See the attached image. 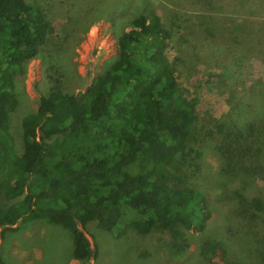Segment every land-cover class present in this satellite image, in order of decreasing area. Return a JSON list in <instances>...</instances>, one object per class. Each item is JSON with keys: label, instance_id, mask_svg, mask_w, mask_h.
Returning <instances> with one entry per match:
<instances>
[{"label": "trees", "instance_id": "16d2710c", "mask_svg": "<svg viewBox=\"0 0 264 264\" xmlns=\"http://www.w3.org/2000/svg\"><path fill=\"white\" fill-rule=\"evenodd\" d=\"M172 26L155 11L139 10L87 92L65 91L59 75L18 133L11 122L17 80L55 26L39 5L0 0V200L9 202L0 206V236L18 222L46 219L71 232L72 257L87 262L99 254L85 231L92 221L116 238L135 234L142 256L152 254L150 245L182 256L192 233L209 228L207 193L160 184L168 162L215 134L200 127L198 98L188 96L167 54ZM216 125L224 135L223 171L247 185L264 170V120L233 111ZM244 212L255 223L264 217V199L252 198ZM258 255L264 264V247ZM209 259L205 264H220ZM0 264L10 263L0 254Z\"/></svg>", "mask_w": 264, "mask_h": 264}, {"label": "rangeland", "instance_id": "374dc122", "mask_svg": "<svg viewBox=\"0 0 264 264\" xmlns=\"http://www.w3.org/2000/svg\"><path fill=\"white\" fill-rule=\"evenodd\" d=\"M28 1L43 9L55 32L17 80L19 103L11 122L18 133L23 117L38 109L59 75L65 91L87 92L116 57L117 36L129 29L139 10L146 7L174 25L167 54L188 96L198 98L200 127L215 134L201 137L180 159L168 162L160 184L170 190L201 189L212 217L206 231L192 233V245L179 257L151 245L152 254L142 256L135 234L116 238L92 221L85 231L99 254L80 262L72 257L71 232L39 219L18 222L16 230L0 236L3 258L10 264H205L210 257L220 264H261L264 217L249 223L244 211L252 198L264 199V170L247 185L225 173L219 151L224 135L216 123L228 120L233 111L249 121L264 120V0ZM8 203L0 200V206Z\"/></svg>", "mask_w": 264, "mask_h": 264}]
</instances>
